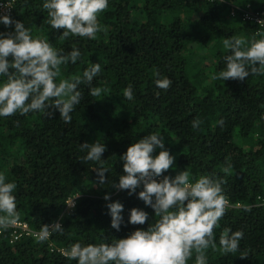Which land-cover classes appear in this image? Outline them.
Returning <instances> with one entry per match:
<instances>
[{
	"label": "trees",
	"instance_id": "16d2710c",
	"mask_svg": "<svg viewBox=\"0 0 264 264\" xmlns=\"http://www.w3.org/2000/svg\"><path fill=\"white\" fill-rule=\"evenodd\" d=\"M4 2L11 5L8 15L33 36L65 54L79 48L80 58L61 65L58 79L82 76L91 63H99L101 71L91 85H79L81 100L69 123L55 108L49 109L51 116L0 117V173L17 185V222L34 232L56 221L63 227L44 240L22 236L12 241L14 228L0 230V264H77L69 259L74 243L111 242L147 228V220L127 223L131 208H142L154 222L153 210L135 194L112 188L122 174L120 156L148 133L163 136L175 157V167L164 175L187 169L193 178L215 175L224 181L225 214L213 229L217 247L206 250L207 264H264V76L212 79L230 54L223 39H259L257 33L264 32V23L244 19L249 13L264 17V0H109L98 15L103 30L95 39H61L63 29L47 23L43 0ZM12 30L0 25V32ZM157 72L171 80L166 90L156 87ZM128 85L131 101L123 97ZM90 87L106 91L93 97ZM194 119L201 121L196 129ZM95 141L106 146L102 164L83 159L80 144ZM100 167L108 169L103 185L95 172ZM106 193L110 201L104 200ZM72 198L75 207L65 213ZM111 201L124 206L118 232L110 226L106 203ZM225 228L244 233L234 253L220 250ZM187 264H195V254Z\"/></svg>",
	"mask_w": 264,
	"mask_h": 264
},
{
	"label": "clouds",
	"instance_id": "9594fccd",
	"mask_svg": "<svg viewBox=\"0 0 264 264\" xmlns=\"http://www.w3.org/2000/svg\"><path fill=\"white\" fill-rule=\"evenodd\" d=\"M108 4L109 0H43L42 9L47 11V23L52 29H63L61 39L69 36L95 39L103 30L98 24V15ZM0 8L7 10L4 0H0ZM0 25L13 26L10 32H0V117L30 112L51 116L49 109L55 108L63 122H71V113L81 100L79 85L82 82L91 85L101 71L100 64L91 63L82 76L58 79L61 65L74 64L80 58L79 48L73 46L65 54L47 39L33 36L29 27L6 11L0 13ZM257 35L259 39L246 40L242 36L223 39V47L230 54L223 57L224 67L212 79L243 81L249 75L264 76V32ZM154 76L156 87L166 90L170 86L168 77L160 78L158 72ZM104 91L101 87H90L89 95L101 96ZM123 97L133 99L131 85L123 89ZM200 123L194 119L191 126L196 129ZM80 149L86 151L84 160L103 163L104 143L84 142ZM174 159L165 148V138L156 133H148L131 143L120 156L122 174L112 183V188L127 190L129 196L135 194L153 210L154 222L149 223L148 212L133 207L127 223L144 225L147 220L146 229L137 228L111 242L74 243L69 249V259L76 260L77 264H187L195 254V264H207L206 250L217 247L213 229L225 214L224 181L215 175L193 178L187 169L174 176L164 175L170 167H175ZM95 172L97 183L103 185L108 169L100 167ZM16 188L14 181H6L0 173V230L15 225L19 218ZM103 198L110 201L107 193ZM106 208L111 228L120 231L124 223L123 204L111 201L106 203ZM62 230L59 221L44 225L39 238L44 240L50 232ZM243 236L242 230L225 228L218 241L220 250L236 252Z\"/></svg>",
	"mask_w": 264,
	"mask_h": 264
},
{
	"label": "built area",
	"instance_id": "2783aa9c",
	"mask_svg": "<svg viewBox=\"0 0 264 264\" xmlns=\"http://www.w3.org/2000/svg\"><path fill=\"white\" fill-rule=\"evenodd\" d=\"M216 1H225V0H216ZM5 5H6L7 10L4 8H0V13H4L6 11L7 14H9L10 10H11V5L9 3H5ZM244 19H255V21H257V23H258V21H261L260 23H264V17H260L257 15L254 16L252 13L245 14ZM66 204H67V206H66L65 213H69L75 207V204H76L75 199L74 198L69 199ZM262 206L264 207V200L263 199H262ZM11 227L14 228V232L12 234V241H16L17 239H19L22 236H30L33 238L40 239L39 238L40 232H34V231L30 230L27 223H25V222H17L15 225H12Z\"/></svg>",
	"mask_w": 264,
	"mask_h": 264
}]
</instances>
